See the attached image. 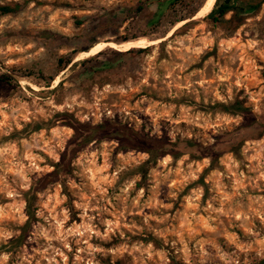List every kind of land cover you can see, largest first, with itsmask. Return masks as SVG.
I'll list each match as a JSON object with an SVG mask.
<instances>
[{"label":"rangeland","instance_id":"374dc122","mask_svg":"<svg viewBox=\"0 0 264 264\" xmlns=\"http://www.w3.org/2000/svg\"><path fill=\"white\" fill-rule=\"evenodd\" d=\"M158 1L0 0L14 9L0 12V264H264V136L246 139L264 114V4L236 28L203 20L215 0L149 23ZM104 63L117 64L85 73ZM236 101L249 112L219 107ZM109 121L192 140L201 159L165 156L140 175L145 153L92 143L10 244L22 192L53 171L69 124Z\"/></svg>","mask_w":264,"mask_h":264},{"label":"trees","instance_id":"16d2710c","mask_svg":"<svg viewBox=\"0 0 264 264\" xmlns=\"http://www.w3.org/2000/svg\"><path fill=\"white\" fill-rule=\"evenodd\" d=\"M181 1L183 0L158 1L157 12H155L154 17L150 19L149 23H159L167 11L174 8L177 4L181 3ZM205 1L206 0H203L200 6L190 12L187 16L176 20L173 25L178 22L192 19L202 8ZM213 4L214 5L210 13L203 18L204 21H208L212 24H219L225 20L227 15H231L230 21L235 22L236 28H238L242 24V19L247 15L256 13L262 4H264V0H215L213 1ZM0 12L2 14H8L14 12V9L10 7H0ZM132 54L133 50H130L125 52L123 55L128 56ZM85 62L88 61L86 60L83 63ZM59 63L61 64L63 61L60 59ZM116 64L117 63H104L100 66V68L93 67L85 73L90 77L98 71L114 67ZM219 107H221L222 112L233 116H241L249 112V109L244 106L242 101H236L231 105H220ZM249 123L246 139L257 140L264 136V114L253 118L249 121ZM69 127L73 130V135L65 150L60 154L59 161L53 164V171L39 178L35 182H32L30 187L26 191L22 192L27 221L19 228V236L10 241V244L12 245L21 246L25 242L29 229L35 221L34 206L37 195L44 192L51 186L61 184L64 180L61 178V175L64 174L67 176L70 173L72 160L80 151L92 143L103 140H116L118 142V150L120 151L126 152L134 150L145 153L147 155V160L137 168L140 175L146 174L149 168L156 164L158 159L165 156H171L174 159H179L184 155H190L194 159H201V156L192 152L193 148L199 147L192 140L177 139L175 142H171L166 139L142 137L131 128H128L117 121H109L96 126H76L74 124H69Z\"/></svg>","mask_w":264,"mask_h":264},{"label":"bare ground","instance_id":"6f19581e","mask_svg":"<svg viewBox=\"0 0 264 264\" xmlns=\"http://www.w3.org/2000/svg\"><path fill=\"white\" fill-rule=\"evenodd\" d=\"M211 9H212V5L210 6L209 12L211 11ZM115 46L127 48V47H130L131 45H129V43H122L121 45H115ZM93 53H94V47H92L91 50L89 51V53H87L86 55L91 56Z\"/></svg>","mask_w":264,"mask_h":264},{"label":"water","instance_id":"95a60500","mask_svg":"<svg viewBox=\"0 0 264 264\" xmlns=\"http://www.w3.org/2000/svg\"><path fill=\"white\" fill-rule=\"evenodd\" d=\"M210 13V12H209ZM207 15V14H206Z\"/></svg>","mask_w":264,"mask_h":264}]
</instances>
